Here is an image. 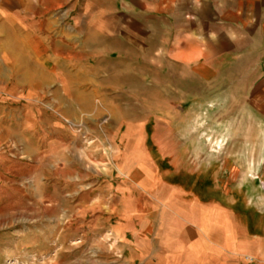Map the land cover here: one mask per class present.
<instances>
[{
    "label": "crops",
    "instance_id": "1",
    "mask_svg": "<svg viewBox=\"0 0 264 264\" xmlns=\"http://www.w3.org/2000/svg\"><path fill=\"white\" fill-rule=\"evenodd\" d=\"M150 67L157 81H172L180 99L198 98L197 85L209 97L218 80L226 89L244 83L237 96L258 120L264 161V0H0L3 170L22 173L43 155L69 173L82 154L73 152L74 138H61L65 123L37 99L87 97L69 93L86 82L93 96H124L132 81H148ZM167 174L109 173L104 186L96 180L110 258L264 264V164L258 173H219L215 184L207 181L213 173H201L203 184L198 173L187 184ZM115 178L122 191L114 205Z\"/></svg>",
    "mask_w": 264,
    "mask_h": 264
},
{
    "label": "rangeland",
    "instance_id": "2",
    "mask_svg": "<svg viewBox=\"0 0 264 264\" xmlns=\"http://www.w3.org/2000/svg\"><path fill=\"white\" fill-rule=\"evenodd\" d=\"M149 71L148 81H132L124 96H93L86 82L69 93L87 97L37 99L65 123L69 130L59 135L74 138L72 150L83 159H72L69 173H60L64 162L43 155L22 173H6L0 163V264H126L109 257L108 234L98 221L94 183L110 184L109 173H169L167 181L180 176L183 184L189 173H198L202 184L201 173H213L207 181L215 184L219 173L260 172L262 130L237 96L244 83L223 89L218 80L209 97L197 85L198 98L180 99L172 81H157ZM32 140L37 145L38 138ZM117 179L114 205L122 191Z\"/></svg>",
    "mask_w": 264,
    "mask_h": 264
}]
</instances>
